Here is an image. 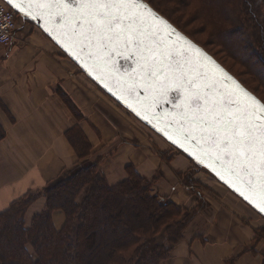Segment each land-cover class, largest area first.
Segmentation results:
<instances>
[{
	"label": "snow or ice",
	"instance_id": "6c2138e0",
	"mask_svg": "<svg viewBox=\"0 0 264 264\" xmlns=\"http://www.w3.org/2000/svg\"><path fill=\"white\" fill-rule=\"evenodd\" d=\"M264 214V103L142 0H7ZM123 62V63H121Z\"/></svg>",
	"mask_w": 264,
	"mask_h": 264
},
{
	"label": "crops",
	"instance_id": "0c3cea01",
	"mask_svg": "<svg viewBox=\"0 0 264 264\" xmlns=\"http://www.w3.org/2000/svg\"><path fill=\"white\" fill-rule=\"evenodd\" d=\"M44 43L38 37L17 36L15 43L0 50V212L28 192L42 191L78 163L67 138V132L78 127L109 185L127 178L131 168L153 181L155 194L196 210L183 239L161 264H263L264 240L257 238L243 206L209 200L201 191L204 202H199L197 190L185 182L188 164L181 157L166 161L140 139H123L118 127L95 116L84 101L79 104L76 86ZM62 93L81 113V121L73 119ZM44 208L45 198L39 196L25 212L26 226ZM52 221L60 230L64 214L55 212Z\"/></svg>",
	"mask_w": 264,
	"mask_h": 264
},
{
	"label": "trees",
	"instance_id": "16d2710c",
	"mask_svg": "<svg viewBox=\"0 0 264 264\" xmlns=\"http://www.w3.org/2000/svg\"><path fill=\"white\" fill-rule=\"evenodd\" d=\"M143 1L185 34L149 0ZM170 1L177 7H187L193 1L199 7L197 15L204 16L215 36L243 32L245 40L238 42L244 45L255 37L257 46L252 49L264 60V0H162L161 4ZM234 44L242 51L237 41ZM62 97L74 110L64 93ZM77 132L78 127L72 129L67 138L78 163L42 191L28 192L0 212V264H161L183 239L196 210L155 194L153 181L131 168H127V178L109 185L98 160L89 159L91 144ZM3 136L0 128V140ZM39 196L45 198V208L26 226L25 212ZM196 198L202 203L198 191ZM55 212L65 217L60 230L53 225Z\"/></svg>",
	"mask_w": 264,
	"mask_h": 264
},
{
	"label": "rangeland",
	"instance_id": "374dc122",
	"mask_svg": "<svg viewBox=\"0 0 264 264\" xmlns=\"http://www.w3.org/2000/svg\"><path fill=\"white\" fill-rule=\"evenodd\" d=\"M149 2L152 6H156L155 8L168 17L197 44L203 46L205 50L217 58L232 74L237 76L248 89L254 92L264 102V60H260V56H257L252 49L257 46V44L254 43L255 37H252L254 41L250 40L251 43L244 45L238 42V40H245L243 38L246 34L243 32H239L240 35L237 33L235 35L232 31L227 37L213 35L211 25H207L202 19L204 16L197 15L199 7H196L193 1H190L187 7H177L171 1L163 4H161L162 0H149ZM0 3L4 2L0 1ZM18 28L20 32L18 37L20 36V39L21 36L22 40L29 37H38L45 42L44 44L46 46L44 49L46 52L54 53L59 57L58 60L62 63L63 72H67V76L70 77L69 82L76 86V90H78L79 104L80 101H84V105L89 108L95 116L100 117L107 125L118 127L119 131L125 134L123 139L124 137L129 140H132L133 137H135L133 139L136 140L140 139L149 144L151 149L161 157H164L166 161L181 157L182 161L188 164L185 182L193 185L197 191L205 192L209 200L219 198L225 201L231 200L240 207L242 205L245 213L256 228L257 238L264 240L263 217L259 216V214L253 211L247 204L238 199L206 170L196 166L185 155L183 156L159 135L154 133L151 129L133 117L127 110L107 96L95 82L90 80L81 69L46 37L44 33L40 32L35 25L19 17ZM235 41H237L238 46L242 47V51L238 49L240 50V52H238L235 49ZM69 104H72L74 109L71 111L73 119L81 121L83 119L81 113L77 112L73 102L69 101ZM79 132L84 134L80 128ZM77 133H75V135ZM89 159L91 161L98 160L91 157Z\"/></svg>",
	"mask_w": 264,
	"mask_h": 264
},
{
	"label": "water",
	"instance_id": "95a60500",
	"mask_svg": "<svg viewBox=\"0 0 264 264\" xmlns=\"http://www.w3.org/2000/svg\"><path fill=\"white\" fill-rule=\"evenodd\" d=\"M2 2H4L8 7H10L11 9H13L16 14L18 15V17H20L22 20L24 21H29L30 23H32L33 25H35L38 29H40V31L42 33H44L75 65H77L81 71L93 82H95V84L102 89V91H104L111 99H113L118 105H120L122 108H124L125 110H127L130 114H132L133 117H135L138 121H140L142 124H144L145 126H147L149 129H151L154 133H156L157 135H159L162 139H164L167 143H169L174 149H176L178 152H180L182 155H185L188 159H190L196 166H198L199 168H202L204 170H206L209 174H211L213 177L216 178L217 181H219L223 186H225L229 191H231L236 197H238L239 199H241L245 204H247L253 211H255L256 213H258L261 217L264 218V214L259 213L256 209H254L250 204L247 203V201H245L241 196H239V194H237L236 192H234L231 188H229L218 176L215 175L214 172H212L209 168L205 167L202 164L197 163L192 156H190L187 152H185L183 149L177 147L175 144H173L170 140H168L163 133L159 132L156 130V128L153 127L152 124L148 123L147 121L141 119L139 116H137L130 108H128L120 99L117 98V96L113 95V93L111 91H109L106 87H104V85L98 81L97 79H95L92 75H90L88 73V71L81 66L80 62L77 61L76 59H74L71 55H69V53L63 49L58 43H56V41H54L52 39L51 36L48 35L47 32L44 31L43 27H42V21L39 20H32L29 17H25L22 16L16 9L12 8L8 3L7 0H0ZM143 3L147 4L145 1L142 0ZM149 5V4H148ZM150 8H152L149 5ZM152 10L154 12H156L153 8ZM157 13V12H156ZM158 16H160L161 18H163L164 20H166L170 25H172L173 28L176 29L177 32H179L182 36H184L187 40H189L192 44L196 45L198 48H200L207 56L211 57L225 72H227L233 79H235L245 90H247L250 94H252L253 96H255L258 100H260L256 95H254L251 91H249L242 83L239 82V80L234 77L229 71H227L219 62H217V60H215L209 53H207L201 46H199L198 44H196L194 41H192L189 37H187L185 34H183L181 31H179L173 24H171L167 19H165L163 16H161L159 13H157ZM123 63V62H121ZM261 101V100H260ZM262 102V101H261ZM263 103V102H262Z\"/></svg>",
	"mask_w": 264,
	"mask_h": 264
},
{
	"label": "built area",
	"instance_id": "2783aa9c",
	"mask_svg": "<svg viewBox=\"0 0 264 264\" xmlns=\"http://www.w3.org/2000/svg\"><path fill=\"white\" fill-rule=\"evenodd\" d=\"M17 16L13 9L0 3V50L16 42L19 30Z\"/></svg>",
	"mask_w": 264,
	"mask_h": 264
},
{
	"label": "bare ground",
	"instance_id": "6f19581e",
	"mask_svg": "<svg viewBox=\"0 0 264 264\" xmlns=\"http://www.w3.org/2000/svg\"><path fill=\"white\" fill-rule=\"evenodd\" d=\"M241 200V199H240ZM260 216V215H259Z\"/></svg>",
	"mask_w": 264,
	"mask_h": 264
}]
</instances>
